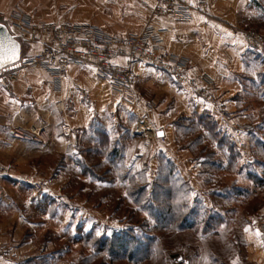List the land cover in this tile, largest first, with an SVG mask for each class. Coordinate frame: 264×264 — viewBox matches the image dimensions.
<instances>
[{
  "label": "crops",
  "instance_id": "crops-1",
  "mask_svg": "<svg viewBox=\"0 0 264 264\" xmlns=\"http://www.w3.org/2000/svg\"><path fill=\"white\" fill-rule=\"evenodd\" d=\"M253 1L205 0L204 8L199 10L193 0H188L192 8L191 20L177 21L153 16L154 0H122L128 6L123 7L121 16L114 13L106 23L92 22L104 31L120 35L138 33L147 25L164 30L162 47L187 58L189 74L193 77L207 75L211 78L212 93L225 104L233 121L253 126L251 117L254 114L247 100L256 98L255 91L250 88V78L255 77L257 65L242 40L243 20L258 14ZM75 2L77 0H0V23L8 28V15L16 5H22L37 20L81 23L74 21L76 18L71 15L56 11L58 4ZM92 22L89 21L95 25ZM20 45V60L41 50L37 44L23 39ZM115 62L122 63L123 59H115ZM6 71L14 72L16 80L12 92H6L0 85V166L4 170L0 176V245L8 251L0 264H65L61 255L53 253V244L42 240L47 232L55 238L66 239L49 227L51 223L68 228L71 235L77 223L106 227L108 231L121 230L126 225L127 221L115 219L107 206L94 209L82 196H73L65 188L66 178L61 172L55 173L52 167L53 155H62L68 161L75 157L77 146L88 145L92 135L86 130L95 116H111L127 124L130 117L135 119L147 110L154 129L162 133L164 141L139 140L130 133L132 141L125 153L127 166L135 171L146 163L154 174L156 155L163 152L195 190L203 189L198 164L189 151L179 150L174 143L172 123L179 116L209 114L220 130L226 132V129L209 105L174 83L168 75L145 65L136 66L133 79L138 106L129 108L120 94L84 68L71 66L67 69L61 80V92L53 89L50 75L40 69L20 68L16 64ZM78 90L88 92L89 104L77 96ZM58 101L63 104L62 111L55 106ZM132 124L126 131H130ZM11 127L43 128L51 140L47 145L20 141L12 137ZM243 139L248 141V135ZM247 158L250 160L249 153ZM35 184H42V190L37 191ZM27 186L32 189L28 190ZM30 196L58 200V217L42 216L44 222L40 225L27 222L18 207L31 208ZM261 217L264 218V209L243 229L245 258L250 264H264V242L254 226ZM116 225L122 228L116 229ZM18 257L27 259L17 262Z\"/></svg>",
  "mask_w": 264,
  "mask_h": 264
},
{
  "label": "trees",
  "instance_id": "trees-1",
  "mask_svg": "<svg viewBox=\"0 0 264 264\" xmlns=\"http://www.w3.org/2000/svg\"><path fill=\"white\" fill-rule=\"evenodd\" d=\"M253 6L258 14L245 18L243 27L264 31V0H254ZM247 52L257 65L250 88L261 109L258 121L251 118L254 132L246 140L250 160L209 114L179 116L172 123L175 145L189 151L199 166L202 190H195L163 152L156 155L154 174L146 163L135 171L127 166L125 153L132 138L126 129L132 117L123 124L111 116H95L86 130L92 135L87 146H77L68 161L53 155L52 167L66 178L65 188L73 196H82L94 209L107 206L116 219L134 222L132 228L110 234L106 227L77 223L68 240L47 232L42 240L53 244L54 254L78 247L76 258L65 264H177L180 258L188 264L198 258L203 264H250L243 229L264 209V57ZM226 176L232 181L226 182ZM29 201L31 208L18 207L27 222L40 225L42 216L58 217V200L30 196Z\"/></svg>",
  "mask_w": 264,
  "mask_h": 264
},
{
  "label": "built area",
  "instance_id": "built-area-1",
  "mask_svg": "<svg viewBox=\"0 0 264 264\" xmlns=\"http://www.w3.org/2000/svg\"><path fill=\"white\" fill-rule=\"evenodd\" d=\"M188 0H154L152 15L158 18H169L177 21L191 20V6ZM201 10L205 0H193ZM8 30L12 35L29 43L37 44L40 52L26 57L17 63L20 68L40 69L51 77V85L56 92H61V80L71 66L84 68L93 72L96 79L106 82L111 89L121 95L122 102L129 108L138 106L134 87V69L138 65L155 68L168 75L179 86L188 89L193 95L209 105L224 125L227 136L236 150L242 155L248 151V144L243 139L254 132L250 124L233 121L225 104L211 91L213 82L207 75L193 77L189 74L190 63L185 57L174 55L162 47L164 30L150 25L139 33L128 35H111L90 23L35 21L20 9H14L8 15ZM242 40L246 48L264 57V31L245 30ZM115 59H123L122 63ZM16 74L3 71L0 74V85L6 92H12ZM77 96L85 103H90L87 91L78 90ZM56 108L63 110L61 101ZM135 137L149 141L164 139L157 136L147 110L136 116L131 128ZM11 135L20 141L47 145L50 135L39 127H11ZM65 133H67L65 131ZM4 174L0 166V176ZM41 191L43 185L35 184ZM255 229L264 242V218H259ZM8 254L6 247L0 245V260ZM27 257H18L23 262ZM177 264H188L180 258Z\"/></svg>",
  "mask_w": 264,
  "mask_h": 264
},
{
  "label": "rangeland",
  "instance_id": "rangeland-1",
  "mask_svg": "<svg viewBox=\"0 0 264 264\" xmlns=\"http://www.w3.org/2000/svg\"><path fill=\"white\" fill-rule=\"evenodd\" d=\"M128 5L126 3H123L122 0H77V2L73 3V4H67V3H62V4H58L57 7H56V11L58 12H62L64 14H68V15H71L72 17L76 18L74 19V21H78V22H81V23H90L92 21L94 22H97V23H106L108 17H110L111 15H113L115 13L118 14V16H121L120 14L123 13V7H127ZM14 9H20L21 11H23L24 13L30 15L32 17V15L26 11V9L22 6V5H16L12 10L11 12L14 10ZM122 11V12H121ZM75 12V13H73ZM71 13V14H69ZM73 13V14H72ZM35 21H41V20H37L35 19L34 17H32ZM78 18H85V20H77ZM112 22V19L109 18ZM0 20H2V18H0ZM49 21H56V20H51L49 19ZM8 23V19L6 21ZM57 22V21H56ZM92 22V23H94ZM113 23V22H112ZM95 24V23H94ZM98 25L99 24H95ZM117 25L116 23V20H115V26ZM11 32V31H10ZM105 32H108V33H112L113 32L111 31H105ZM139 33V32H138ZM131 34H134V33H131ZM113 35H120L119 33L118 34H113ZM128 35V34H127ZM249 97H251L249 95ZM255 99V100H254ZM256 99L257 98H254V97H251L249 98V100L247 101H250V104H251V111L252 113L254 114V116H252L251 118H253L254 120L258 121V113L259 111H261V109L257 108V110L254 108V105L253 103L255 104V106H258V101L257 100V103H256ZM136 119V118H135ZM135 122V120L133 121V123ZM133 125V124H132ZM132 128V126H131ZM130 128V131H129V134L132 132ZM131 136V135H130ZM135 137V136H134ZM139 140H146V139H142V138H137ZM147 141V140H146ZM227 177V176H226ZM228 178V177H227ZM226 182H231L232 179H226L225 180ZM237 183L239 184H242V185H245L247 186L246 188H250V184L247 183L245 180L243 179H238L237 180ZM206 202L207 204L209 205L208 203V200L206 199ZM125 218V217H124ZM116 219V218H115ZM118 220H120L119 218H117ZM125 220V219H124ZM130 220H127L126 222V225L124 226L123 229H128L129 227H133L132 224H134V222H132ZM69 226V225H68ZM67 226V227H68ZM255 226V225H254ZM49 227H51L52 229H55V231H57V233H59L61 236L60 237H66V240H68L70 238V235L71 233L69 232V229L68 228H65L64 227H60L58 224H53L51 223L49 225ZM116 229H120L122 228L121 225H116L115 226ZM114 228V229H115ZM111 231V229H110ZM108 231V234H110L111 232ZM134 233L136 234H139V232L136 230L135 228V231ZM64 251L63 250V253L61 254V256L63 257V261H65L66 263L67 262H71L73 261L76 256H77V251H78V247L76 246L75 247H70L68 249H66V252L68 251L69 253L67 254H64ZM86 251V250H85ZM184 254V256H186L185 254V251L182 252ZM193 264H203V258H198L194 261Z\"/></svg>",
  "mask_w": 264,
  "mask_h": 264
},
{
  "label": "water",
  "instance_id": "water-1",
  "mask_svg": "<svg viewBox=\"0 0 264 264\" xmlns=\"http://www.w3.org/2000/svg\"><path fill=\"white\" fill-rule=\"evenodd\" d=\"M15 44L16 47V58L8 63H3L4 58L12 57L13 50L12 45ZM21 45L17 41L14 35L8 30L7 26L0 23V74L3 71L12 69L20 60ZM158 137H162V133H157Z\"/></svg>",
  "mask_w": 264,
  "mask_h": 264
},
{
  "label": "snow or ice",
  "instance_id": "snow-or-ice-1",
  "mask_svg": "<svg viewBox=\"0 0 264 264\" xmlns=\"http://www.w3.org/2000/svg\"><path fill=\"white\" fill-rule=\"evenodd\" d=\"M16 45L13 44L12 45V50H13V56L12 57H5L4 60H3V63H8V62H11L12 60H14L16 58ZM259 234V233H258Z\"/></svg>",
  "mask_w": 264,
  "mask_h": 264
}]
</instances>
